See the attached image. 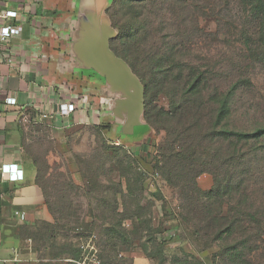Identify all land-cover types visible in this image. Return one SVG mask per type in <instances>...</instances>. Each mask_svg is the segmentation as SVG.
Segmentation results:
<instances>
[{
    "label": "rangeland",
    "instance_id": "obj_1",
    "mask_svg": "<svg viewBox=\"0 0 264 264\" xmlns=\"http://www.w3.org/2000/svg\"><path fill=\"white\" fill-rule=\"evenodd\" d=\"M126 2L114 0L110 12L124 29L145 26L142 56L173 52L206 72L201 120H216L219 103L210 94L232 89L225 129L264 127V43L247 0ZM123 42L115 41L118 48ZM141 72L152 77L150 67ZM178 93L152 90L144 111L146 103L169 109ZM144 118L145 131L138 126L137 135L120 140L94 119L65 128L27 124L24 152L37 167L44 206L32 223L18 226L24 254L16 264H94V255L105 264H264V136L240 143L229 160L234 146L227 139L183 133L180 142L194 156L170 163L161 149L168 131ZM119 222L125 230L112 227ZM76 245L85 248L80 260Z\"/></svg>",
    "mask_w": 264,
    "mask_h": 264
},
{
    "label": "crops",
    "instance_id": "obj_2",
    "mask_svg": "<svg viewBox=\"0 0 264 264\" xmlns=\"http://www.w3.org/2000/svg\"><path fill=\"white\" fill-rule=\"evenodd\" d=\"M113 1L0 0V13L5 9L17 10L19 16L15 22L21 26L18 35L0 46L4 56L13 54L16 58L14 64L0 62V100L6 96H16L18 100L17 106L3 107L0 111V164L17 162L24 171L23 180L5 182L0 187L2 258H13L14 251L18 258L21 254L23 256L24 251L20 248L23 239L18 226L32 223L44 206L43 191L36 182L37 167L26 158L23 146L27 124L43 120L37 104L53 110L61 102L79 103L69 117L57 121L44 120L53 127L65 128L91 119L99 125L98 105L108 102L103 114L110 116L109 135H117L115 140H120L122 134L132 133H127L129 131L124 128L129 119L127 110L119 107L123 92L100 68L94 67L93 63L86 65L75 49L86 20L95 23L100 37L95 40L96 44H100L101 37L107 35L110 45L111 37L117 33L109 13ZM36 83L46 85L47 91L40 92ZM23 105L26 106L21 109ZM82 115L84 118L81 119ZM140 120V127L144 128L142 115ZM15 210L25 211L27 218L23 221L17 219ZM12 263L17 261L5 264Z\"/></svg>",
    "mask_w": 264,
    "mask_h": 264
},
{
    "label": "trees",
    "instance_id": "obj_3",
    "mask_svg": "<svg viewBox=\"0 0 264 264\" xmlns=\"http://www.w3.org/2000/svg\"><path fill=\"white\" fill-rule=\"evenodd\" d=\"M145 1L148 0H128V3L126 2L125 4L132 8L136 3H143ZM247 2L253 6L255 13L260 18V37L264 43V0H247ZM110 15L113 25L117 30V36L112 41L111 47L117 55L122 57L129 64L135 74L140 78H143L145 84V96L147 98L150 97V92L152 90L165 91L171 90L172 88L182 89V93L173 94V100L169 109L158 105L150 106L146 103L144 111V117L147 121L158 122L168 131L169 137L166 140L167 146H162L161 149L169 152L170 163L179 162V160L186 155L191 157L194 156L185 152L184 145L186 143L180 142V135H183V133L189 132L193 137H198L199 141H216L218 137L227 139L228 142L234 146L233 150L229 151V160L233 159V157L236 156V153H238L236 147L240 143L249 142L250 140H259L264 136V127H257L253 131L225 129V121L231 114V104L229 99L232 89L222 97L218 92H215L214 95L211 96V92L208 90V95L210 94L209 98L219 103V108L216 120L211 124L208 125L206 120H201L204 115L203 112L200 111L198 99L203 96L204 93H207L206 87L208 84V78L206 72L198 66L193 64L187 65L176 60L175 57L170 55L173 52H164L162 54H158V52H150V54L142 56L139 52L138 42L142 38H145V26L132 31L124 29L123 25L115 18L114 14L110 12ZM118 37L124 39V48H118L119 45L115 43ZM125 38L129 39L128 43L125 41ZM147 57H151L149 67L152 77L148 76L146 79V73L144 74V72L141 71H145L146 69L147 72V69H149L146 64ZM156 81L157 86H154V82ZM155 87L157 89H155ZM154 117L159 118V120H151ZM166 123L168 124L165 125ZM190 145L191 144H189L187 148H191V153L196 152V145L193 143L191 146ZM171 157L176 158L172 159ZM186 158H188V156H186ZM37 178L38 177H36V182H38ZM230 225L231 224H229V226ZM122 226V223L119 222L112 227H115L118 230V228H121ZM112 229V231L115 232L114 228ZM122 229L124 228L122 227ZM157 233V231L152 233V239L155 241L157 240ZM81 253V245H76V255L74 259L80 260L82 257ZM98 258L100 264H105L102 257L99 256Z\"/></svg>",
    "mask_w": 264,
    "mask_h": 264
},
{
    "label": "water",
    "instance_id": "obj_4",
    "mask_svg": "<svg viewBox=\"0 0 264 264\" xmlns=\"http://www.w3.org/2000/svg\"><path fill=\"white\" fill-rule=\"evenodd\" d=\"M80 40L76 42L75 49L79 58L89 65L93 63L103 71V74L123 92V99L119 102V107L127 110L129 119L124 128L129 129L127 133L133 132L134 126L141 123L140 117L144 109V87L138 76L132 71L128 63L117 57L110 49L107 35L101 37L100 44L95 23L86 20L83 24Z\"/></svg>",
    "mask_w": 264,
    "mask_h": 264
},
{
    "label": "built area",
    "instance_id": "obj_5",
    "mask_svg": "<svg viewBox=\"0 0 264 264\" xmlns=\"http://www.w3.org/2000/svg\"><path fill=\"white\" fill-rule=\"evenodd\" d=\"M19 16L17 10L14 9H5L0 13V46L6 43L10 38L18 35L21 32V26L16 24L15 20ZM5 61L8 64H14L16 62V58L13 54H8L7 56L3 55V52L0 49V62ZM37 82V81H36ZM37 84V88L40 92L45 93L48 89L46 85ZM52 88V85H50ZM54 88V87H53ZM79 103L75 101L71 102H61L57 108L53 110H48L43 107L41 103L39 105L38 113L41 119L57 121L59 118L69 117L75 110L77 109V105ZM18 100L16 96H6L3 100H0V111L3 107L8 106H17ZM26 105L21 106L23 109ZM24 179V171L22 167L17 162L11 163H2L0 164V187L5 182H18ZM14 216L23 221L27 218V213L23 210H15ZM82 251L84 246H81ZM15 256L13 258H2L0 256V263H7L9 261H18V254L14 251ZM94 264H100V260L96 255L92 259ZM79 264H85L84 261H77Z\"/></svg>",
    "mask_w": 264,
    "mask_h": 264
},
{
    "label": "flooded vegetation",
    "instance_id": "obj_6",
    "mask_svg": "<svg viewBox=\"0 0 264 264\" xmlns=\"http://www.w3.org/2000/svg\"><path fill=\"white\" fill-rule=\"evenodd\" d=\"M114 2V1H113ZM113 4V3H112ZM112 6V5H111ZM111 8V7H110ZM110 8H109V13H110ZM112 24H113V22H112ZM113 29L114 30H116V28L114 27V25H113ZM116 32H117V30H116ZM116 36H117V33L116 34H113V36L111 37V39H110V45H111V43H112V41L114 40V38H116ZM112 48V47H111ZM112 50H113V48H112ZM114 51V50H113ZM114 53L116 54V52L114 51ZM116 56L117 57H119V58H121V59H123L122 57H120L119 55H117L116 54ZM124 60V59H123ZM129 65V64H128ZM131 68V67H130ZM132 69V68H131ZM133 71V70H132ZM108 104V102H100L99 103V107H98V111H99V114H98V119L100 120V122H99V125L100 126H105L106 128H110L111 127V123H110V121H109V115H106V114H103V112L105 111L106 112V110H107V108H106V105ZM143 114H144V109H143V113H142V119L144 118V116H143ZM145 119V118H144ZM140 127V124H138L137 126H134V129H136L137 127ZM144 131H145V128H142ZM122 132V131H121ZM137 131H133L130 135H137V133H136ZM141 135V134H140ZM122 136L123 137H121V138H128L129 137V135L128 136H126L125 134H122ZM131 136V137H132Z\"/></svg>",
    "mask_w": 264,
    "mask_h": 264
},
{
    "label": "bare ground",
    "instance_id": "obj_7",
    "mask_svg": "<svg viewBox=\"0 0 264 264\" xmlns=\"http://www.w3.org/2000/svg\"><path fill=\"white\" fill-rule=\"evenodd\" d=\"M127 130H129V129H127Z\"/></svg>",
    "mask_w": 264,
    "mask_h": 264
}]
</instances>
